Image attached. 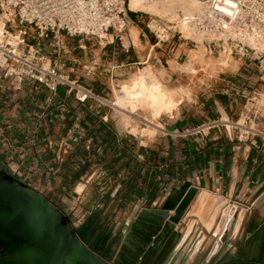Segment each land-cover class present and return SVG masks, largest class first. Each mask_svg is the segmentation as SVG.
I'll return each mask as SVG.
<instances>
[{
	"label": "crops",
	"instance_id": "0c3cea01",
	"mask_svg": "<svg viewBox=\"0 0 264 264\" xmlns=\"http://www.w3.org/2000/svg\"><path fill=\"white\" fill-rule=\"evenodd\" d=\"M75 39L62 36L60 52L50 42L47 57L99 98L84 106L65 87L53 93L24 83L18 90L0 72L1 168L59 208L106 260L264 264V128L246 137L229 127L245 110L244 96L262 87L256 65L232 58L222 66L207 50L197 61L172 44L169 82L186 93L155 120L163 131L150 136L143 122L152 115L138 111L128 125L112 96L119 83L133 84L145 57L133 59L117 43L88 55ZM212 122L220 125L184 135ZM191 188L197 196L172 223ZM234 202L245 206L236 216L229 214Z\"/></svg>",
	"mask_w": 264,
	"mask_h": 264
},
{
	"label": "built area",
	"instance_id": "2783aa9c",
	"mask_svg": "<svg viewBox=\"0 0 264 264\" xmlns=\"http://www.w3.org/2000/svg\"><path fill=\"white\" fill-rule=\"evenodd\" d=\"M194 1L206 8V15L193 21L180 17V24L194 25L205 33L208 39L204 45L210 55L219 51L254 63L264 83V0ZM132 13L137 18L139 13L144 15L130 9V0H0L1 76L4 80L11 79L18 90L24 83L53 93L60 87L68 88L85 106L99 97L92 89L62 73L47 57L45 43L54 41L58 52L62 36L106 40L108 44L119 41L125 46L124 33L130 26ZM155 20L156 25L151 19L147 27L159 42L189 41L176 29L179 24L170 22L171 26L167 27L162 19ZM161 32L166 34L161 36ZM249 91L244 96L245 110L240 120L229 127L243 130L246 137L262 136L264 87H252ZM218 125L219 122L204 124L184 135L205 134ZM156 130L163 131L160 127ZM237 206L245 207L241 202H234L232 208Z\"/></svg>",
	"mask_w": 264,
	"mask_h": 264
},
{
	"label": "water",
	"instance_id": "95a60500",
	"mask_svg": "<svg viewBox=\"0 0 264 264\" xmlns=\"http://www.w3.org/2000/svg\"><path fill=\"white\" fill-rule=\"evenodd\" d=\"M197 194L189 190L172 223H180ZM84 237L59 208L0 166V264H118Z\"/></svg>",
	"mask_w": 264,
	"mask_h": 264
},
{
	"label": "rangeland",
	"instance_id": "374dc122",
	"mask_svg": "<svg viewBox=\"0 0 264 264\" xmlns=\"http://www.w3.org/2000/svg\"><path fill=\"white\" fill-rule=\"evenodd\" d=\"M162 18V20L164 22H166V26L170 27L171 25H169V23L171 21H169V19L166 17H162L159 15H153V14H140L138 16V19H135V16L132 14H130V18H131V22H130V26L128 27V29L125 31L124 33V45L126 46V50H128L127 55L128 56H132L133 59H137L138 55H141L144 59L140 60V64L135 66L136 67V76L134 77V80H137L139 78V74L140 71L144 70L145 68L150 70V73L153 75V79H155V81H158L159 83L162 82L166 88L168 90L171 89L172 87V83L169 82V78H168V73L166 71L167 68V64L172 66V64L170 62H167V57L168 54L170 52V50L172 49V44L175 47H184L190 51H192V58L196 59L197 61H202L204 62V56L206 54V49L204 46V41H206V39L208 38H204L203 40H198L195 37H190V36H186L183 34V36L187 39H189V41H183V40H178L176 39L172 44H164V42H159V40L155 37V35L153 33H151V31L148 29V22L151 19H158V18ZM2 22L1 18H0V23ZM173 23V22H171ZM2 26V23L0 24ZM10 29V26H8ZM7 29V30H8ZM176 29H178L179 31L181 30L180 27L177 25ZM136 32H138L139 34V45H137V42H133V38L136 37ZM182 32V30H181ZM134 34V35H133ZM133 35V37H132ZM146 36V37H144ZM75 40H77L75 43L78 44L80 43L81 45L85 46L87 48V51L89 54L88 55H94V53H97L99 51V47L101 46V48H104L106 46V48H108V42L105 41H99V40H95V39H89V38H76ZM112 40V39H110ZM126 40H128L129 44H126ZM147 41V42H146ZM32 43H35L36 40H31ZM194 42V43H191ZM115 43L119 44V46H122L121 42L116 41ZM75 44V47H76ZM136 44V45H135ZM49 45L48 43H45V46ZM136 46V49H135ZM123 50V49H121ZM153 51V54L151 56L150 59H147V54L150 53V51ZM104 52H106L105 56L108 58L109 53L107 52V49L104 50ZM139 52V53H137ZM121 54H125L124 52ZM138 54V55H137ZM120 55V54H119ZM213 59H215L214 61H216L218 59L219 64H221L222 66H225L229 60L232 59V57L228 56L227 54H223L222 52H215L213 54ZM235 58V57H234ZM90 59V58H89ZM236 59V58H235ZM212 65V62L210 63ZM261 78V75H260ZM131 83H134V82ZM171 83V84H170ZM123 84H125V82L119 83L118 87L116 88V91H112V96L114 99H116L117 105L119 106V108L121 110H123L124 112L126 111H130L131 113H133L134 115H131V113L127 112L129 114V119H126L127 124L129 125L132 117L135 116V113L138 112V114L140 112H143L144 114H148L150 117L152 115V120H147L150 123H153L154 125H158V122H156L155 120H157L162 113L164 112H170L171 110H166L164 112H161L160 115L156 114V112L154 110H151L149 108H139V109H130L127 108V106L125 105V103H122L120 101V97H119V93L117 91H119L121 88L120 86H122ZM260 85L262 86L261 88L264 87V83L262 81H260ZM131 86V85H128ZM182 92V91H181ZM178 96L175 97V99ZM175 99L173 101V103L175 102ZM173 103H172V108H173ZM175 104V103H174ZM131 115V116H130ZM146 123L147 122H143ZM148 125V124H147ZM134 133H137V131H134ZM156 133L155 128L151 127L150 125H148L147 130L144 131L145 135H153ZM212 196V195H211ZM216 197V196H213ZM217 198V197H216ZM201 201V200H200ZM222 201H221V205H222ZM224 205V204H223ZM200 203H199V209H200ZM207 209H210L209 206L205 207ZM203 208V209H205ZM227 208H229V206H227ZM202 210V209H200ZM234 216H236V214L238 213L237 210L235 211V209L231 208V210H229V214H232ZM236 213V214H235ZM241 213V211L239 212Z\"/></svg>",
	"mask_w": 264,
	"mask_h": 264
},
{
	"label": "bare ground",
	"instance_id": "6f19581e",
	"mask_svg": "<svg viewBox=\"0 0 264 264\" xmlns=\"http://www.w3.org/2000/svg\"><path fill=\"white\" fill-rule=\"evenodd\" d=\"M130 9L133 12H143L144 14H153L166 17V19L168 18L169 21L179 24V27L182 30V32L181 30L180 32L182 34L190 37H195L198 40H203L205 38V33L199 30L194 25L187 26L184 24H180V22L178 21L180 17H185L186 19L193 21L206 15V8L197 1L155 0L151 2L147 0H130ZM155 21L156 20L154 19L152 24L156 25ZM161 33V36L163 34H166L164 32ZM126 44H129L128 40H126ZM262 47L264 48V46ZM48 65L49 62L47 66ZM120 87V90L117 92L119 93L120 101L122 103H125L127 108H130L132 110H137L143 107L149 108L151 110H154L158 115H160L163 111L171 110L172 103L175 97L186 93L185 90H168L162 82L159 83L158 81H155V79H153V75L147 68L140 71L139 78L135 80L131 86L123 84ZM126 112L131 113L130 111ZM131 115L134 114L131 113ZM144 122H147V124L155 128V130L158 127L146 120ZM232 224L233 221L229 219L228 225L231 226Z\"/></svg>",
	"mask_w": 264,
	"mask_h": 264
}]
</instances>
